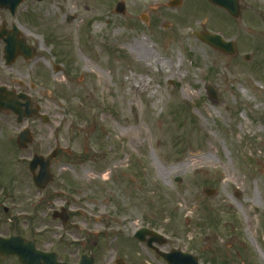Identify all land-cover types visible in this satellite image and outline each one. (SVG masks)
<instances>
[{"label": "rangeland", "instance_id": "1", "mask_svg": "<svg viewBox=\"0 0 264 264\" xmlns=\"http://www.w3.org/2000/svg\"><path fill=\"white\" fill-rule=\"evenodd\" d=\"M119 1L126 15L115 14ZM167 1L45 0L22 13L36 56L4 66L0 44V85L30 95L49 123H17L0 112L2 221L12 218L9 231L45 250L71 244L61 251L73 261L87 253L95 264H166L134 239L145 227L165 236L162 252L264 264L254 248L264 252L263 39L257 28L228 26L193 0L184 20ZM207 17L230 33L222 35L236 45L232 56L192 35L196 18ZM15 18L0 12V23ZM60 63L62 82L52 67ZM139 77L142 94L127 85ZM25 125L33 142L19 150ZM54 150L53 181L39 191L28 162ZM62 206L65 225L52 219Z\"/></svg>", "mask_w": 264, "mask_h": 264}, {"label": "water", "instance_id": "2", "mask_svg": "<svg viewBox=\"0 0 264 264\" xmlns=\"http://www.w3.org/2000/svg\"><path fill=\"white\" fill-rule=\"evenodd\" d=\"M21 1L23 0H0V7L9 9L13 14L17 5L21 3ZM177 2L178 0H175L172 2V4H177ZM117 12H123V6L121 4L117 6ZM2 34H0V37L2 36ZM201 37H202L201 38L202 41L212 46H217L220 47L221 49H225L219 42V38H214L209 35H202ZM12 39L9 38L5 41L6 47L4 52V59L7 64H10L14 61V58L15 56H18L19 51L20 54L22 53L25 58L30 57L29 51L20 48V45H18V43ZM228 52L232 53L233 49H229ZM208 91L211 97L215 99L216 96L214 91L209 87H208ZM19 100H23L24 103L22 104L21 102H19ZM7 110L17 115V122H21L24 118H30L33 114L36 113L35 110H31L30 103L25 96L15 95L13 92H9L3 88H0V111H7ZM44 123H47L46 118L44 119ZM29 143H31V137L29 132L25 130L19 135L17 139V145L20 149H25L27 147V144ZM54 157H55V153H53L45 160L43 159V157L34 156L33 160L29 164V170L33 175V182L35 186L38 187L39 189H45L47 184L52 180V175L49 172V166L51 159ZM37 167H39V171H38V175H35L34 171ZM205 193L207 195H213V191L209 189L205 190ZM146 235L150 236V238L146 241V245L148 247L153 249L152 243H157L158 245L163 244V241L159 236L150 233L146 230L137 233L135 237L139 241L144 242ZM14 254H16L19 257V260L23 264H37V262L33 263L34 261H32V259L23 256L18 251H15ZM36 255L38 259L40 256L41 257L45 256L41 253H37ZM159 255L169 264H198L195 257H192L191 255L188 254H182L179 251H172L170 254H159ZM80 264H93V258L86 257L85 255H83ZM115 264H124V263L118 259L116 260Z\"/></svg>", "mask_w": 264, "mask_h": 264}, {"label": "flooded vegetation", "instance_id": "3", "mask_svg": "<svg viewBox=\"0 0 264 264\" xmlns=\"http://www.w3.org/2000/svg\"><path fill=\"white\" fill-rule=\"evenodd\" d=\"M185 1L186 0H183L182 2L183 6L185 5L187 6L190 0H187L186 2ZM193 1H195L197 4H202V5H205L206 7L208 6L211 7L212 9L208 7L207 10L213 13V17L220 19L227 24H232L235 27H242V26L247 25L249 27L257 28L259 31V35L263 39V42H264V0H236V3H234L233 0H225L226 2L229 1L232 4V6L236 9V13H237L236 18L230 15L225 9L213 6L208 0H193ZM35 4L37 5L40 3H37L32 0H27L26 2L21 4L20 7L17 9V12L14 16H16L15 22L18 24V27L20 30H25V29L23 28L22 24L19 23L18 19L21 17L20 20L24 21V18L26 16L24 14L26 13H24L23 15L22 13L25 10L27 12V8ZM7 15L9 19H11L8 13ZM220 16L222 18H220ZM73 17H74V20L77 18L76 15H73ZM7 24L10 25L9 27H13V24L9 23L7 20L6 21L3 19L1 20V25H4L7 29H9L7 27ZM212 28H213L212 32H217L216 26ZM20 38H23L27 44H30V41L27 38H25L23 35H20ZM19 85L22 86V83L19 82ZM64 209L67 210L66 208ZM1 211L3 213V214L0 213V227L3 225V228L0 230L1 239L5 240L10 237H21L25 241H33L35 243L34 247H15L18 250H23L25 254L28 256H32L31 254L35 251L48 253V254L55 253V258H53L50 255L46 258V260H41L40 264H55V263L77 264L78 263L79 257L75 258V261H73L72 259H70L69 255L65 254V251H61L62 250L61 247H65L66 249V247H71V244L60 245V246H57V248L53 250L51 248H49L48 250H45L44 247H42L39 243H37L36 239L29 237V236H25L23 233L18 232L17 230H13V231L10 230L11 231L10 232L7 227H10L11 223L9 222L12 220V218L2 221V217L8 213V209L6 207H2ZM67 215H68V221H69L70 215L69 213H67ZM72 248L74 250V253L78 254L79 247L74 246ZM2 251H4L3 248L0 251V264H20L18 262L17 257L11 256V255L5 256ZM81 254L83 253H80V256ZM208 264H210V262H208Z\"/></svg>", "mask_w": 264, "mask_h": 264}, {"label": "bare ground", "instance_id": "4", "mask_svg": "<svg viewBox=\"0 0 264 264\" xmlns=\"http://www.w3.org/2000/svg\"><path fill=\"white\" fill-rule=\"evenodd\" d=\"M140 43H142L141 45H145L144 44V42L143 41H141ZM172 68H173V70L174 69H176V67H175V65H172ZM84 69L87 71L88 70V68H87V65L85 64V66H84ZM90 72V71H89ZM97 81L98 82H102V84H103V86H105V81H104V79H101V78H97ZM143 82H144V80H143V78H141V77H139V78H137V80L134 82V83H127V85L129 86V88H130V90L132 91V92H134V93H138V94H142V92H143V89H142V84H143ZM255 197H256V199H261V196H260V194H258L257 193V195L255 194ZM254 248H256V251H257V253L260 255V258H263V260H264V252H261V251H259V248L258 247H254Z\"/></svg>", "mask_w": 264, "mask_h": 264}]
</instances>
